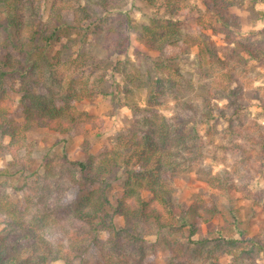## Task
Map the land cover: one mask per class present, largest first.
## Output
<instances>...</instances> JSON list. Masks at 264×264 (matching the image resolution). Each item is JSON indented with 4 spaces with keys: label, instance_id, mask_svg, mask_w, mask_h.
Wrapping results in <instances>:
<instances>
[{
    "label": "trees",
    "instance_id": "obj_1",
    "mask_svg": "<svg viewBox=\"0 0 264 264\" xmlns=\"http://www.w3.org/2000/svg\"><path fill=\"white\" fill-rule=\"evenodd\" d=\"M149 2L158 3L155 12L135 24L125 11L126 0H55L46 20L40 0H0V86L7 80L18 83V106L27 120L13 122L0 105V147L8 138L15 147L17 167L15 173L0 170V177L16 174L23 180L18 206L0 196V264H89L85 255L92 249L98 250L100 264H148L149 236L165 252L164 264H193L181 260L187 253L201 257L202 264H239L264 252V231L245 237L236 215L228 228L214 227L194 240L206 216L199 205L182 208L173 194L176 173L202 157L203 147L194 139H201L197 128L211 117L227 122L235 136L232 153L250 159L258 155L254 143L263 146L262 134L254 137L235 125L247 108L245 96L264 114V86L246 89L229 64L237 57L241 66H247L238 52L242 47L248 61L264 67V50L242 45L237 39L242 35L239 23L225 12L242 0H210L201 14L185 0ZM131 35L152 55L139 53L135 61L116 59L109 68L121 78L116 86L123 105L140 116L134 127L141 140L119 139L97 161L44 157L32 170L30 160L16 159L25 151V133L33 124L65 135L78 124L84 115L68 100L81 103L87 97L112 95L104 84L105 73L89 80L99 62L94 43L108 39L111 51L121 55ZM212 35L224 41L223 57ZM72 37L75 47L68 49L69 55L64 48L55 49ZM177 46L196 49L197 69L209 83L198 86L201 106L182 99L178 127L170 128L155 110L180 90V56L168 52ZM140 92L143 107L133 101ZM222 101L226 104L219 106ZM184 129H190V136L183 134ZM114 183L123 185L120 197L112 194ZM142 191L150 200L141 197ZM152 201L160 210L151 208Z\"/></svg>",
    "mask_w": 264,
    "mask_h": 264
},
{
    "label": "rangeland",
    "instance_id": "obj_2",
    "mask_svg": "<svg viewBox=\"0 0 264 264\" xmlns=\"http://www.w3.org/2000/svg\"><path fill=\"white\" fill-rule=\"evenodd\" d=\"M53 2L55 0H40L43 20H46L49 7ZM126 3L125 11L129 13L135 24L146 21L158 5L156 3V6H151L149 0H126ZM185 3L195 6L201 14L205 7L210 5V0H185ZM225 12L239 23L242 35L237 39L242 45L264 50V0H242L239 5ZM71 39L74 40L73 37L68 40L63 39L55 49L64 48L66 54L69 55L68 49L73 51L75 47ZM211 40L223 57L226 48L222 38L212 35ZM94 44L99 62L89 80L105 73L104 84L107 85L108 92L112 95L87 97L81 103L68 100V105L84 115L68 135L49 131L47 128L33 124L25 133V151L19 153V157L16 158L30 160L32 170L40 166L44 157L66 155L71 161H82L87 158L97 161L109 154L119 139L141 140L140 134L134 127V125H139L140 116L134 115L128 107L123 105V96L116 86L117 83L120 84L121 78L114 75L109 67L116 59L135 61L139 53L145 55H152V53L135 35L130 36V45L121 55L111 51L113 43H110L108 39H101ZM241 48L238 52H241L243 59L248 62L246 67L239 64L241 62L237 57L236 60L229 59V64L233 66L238 82L246 89L264 86V67L258 66L254 61H248L246 52ZM168 52L180 56L179 65L182 72L180 90L178 94L164 98L155 111L158 115L165 117L170 128H174L178 127L176 121L179 103L184 98L201 106L198 86H207L209 79L203 78L197 69L194 47L177 46ZM18 98L16 81L7 80L0 86V105L6 108L10 120L24 124L27 120L18 106ZM143 98L144 93L140 92L138 96L136 94L133 96V101L139 107H143ZM244 99L247 108L241 118L237 117L235 125L250 131L254 137L263 135V146L254 143L258 155L248 159L243 158L242 154L232 153L230 149H232L235 136L229 132L227 122L222 118L211 117L197 128L201 139H194L195 142L199 141L198 143L203 147L202 157L190 167L181 168L173 178L175 203L185 209L199 205V211L206 216L207 221L198 225V232L193 236L194 240L204 237L214 227L228 228L235 222L234 215L237 217L239 226L244 230L245 237L250 238L264 231V114L256 106L255 100L246 96ZM225 104V101L218 102L219 106ZM226 113L229 115L230 110L227 109ZM212 114L217 116L215 110ZM183 134L190 136V129H184ZM3 145L4 148L0 147V170L15 173L14 171L17 170V167H14L13 158L15 147L9 145L8 138L3 139ZM22 184V178L18 179L16 174L11 177L1 176L0 196L18 206L22 201V193L18 188ZM122 188L121 183H114L111 188L112 194L120 197ZM140 195L143 199L150 200L147 192L142 191ZM151 208L160 210L159 204L155 201H152ZM101 236L105 238L106 234L102 233ZM60 239L58 236L56 242L63 241ZM146 241H148L146 243L147 263L164 264L165 252L162 248L154 246L155 237L149 236ZM153 247L158 250H154ZM182 257L181 260L184 262L190 260L193 264L204 263L201 257L189 253ZM85 258L89 264L101 263L97 249L88 251ZM221 261L229 262L226 258ZM51 264H63V262L56 261ZM239 264H264V252L255 253L251 259Z\"/></svg>",
    "mask_w": 264,
    "mask_h": 264
}]
</instances>
